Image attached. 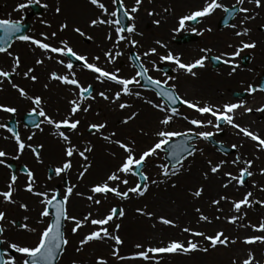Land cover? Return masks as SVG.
<instances>
[{
  "label": "snow or ice",
  "instance_id": "6c2138e0",
  "mask_svg": "<svg viewBox=\"0 0 264 264\" xmlns=\"http://www.w3.org/2000/svg\"><path fill=\"white\" fill-rule=\"evenodd\" d=\"M111 9L106 6L103 0H87L90 6L92 16L87 23L89 29L99 28L105 33L104 39L110 42V46L102 50L103 59L107 64H116L118 58L124 55L121 48L124 47L137 49L141 47L139 41L134 37L143 36L142 32L137 31V18L144 3V0H134L132 6H127L125 0H110ZM148 3H153V0H148ZM245 3L254 5L253 9L245 7ZM32 4L38 5L40 8L47 9L49 5L42 3L41 0H27L26 3H20L15 8V11L20 12L29 8ZM256 9L264 11V0H235L231 6H226L221 0H203L202 5L196 10L190 11L187 15H182L178 19V27L173 29L174 33L186 31L191 25V31L197 36H203L204 32H212L209 27L204 31L198 30L195 25L203 23L207 18L212 17L218 10L226 14L225 26L232 29V34L239 39L236 46L228 44L227 47L232 49L231 52L224 51L219 55L209 56L213 51L212 48H201L203 53L198 59L190 63H185L180 55L174 54L168 50V45L161 40H156L155 47H150L142 54L137 52L128 57L131 65L135 69V74L130 78L122 77L119 74V69L115 71H108L100 67L98 62L101 60V55H94L92 61L89 62L87 55L80 54L74 50L67 39H60L59 46H55L49 41L57 39V32H52L50 35L41 33L40 39L34 36L24 34L23 25L20 20L13 21L11 19H0V56L10 58V71L0 68V85L7 82L11 88L18 93V98L27 101L30 105L26 113L27 124L40 133L45 132V127L48 129V135L56 138L61 145L60 156L61 159L56 167L48 166V179L52 180L54 177L59 178L65 184L63 193L52 190H38L37 179L33 170L26 165L23 168V173L26 176V184L23 191L36 197L40 205L41 211L35 220V224L41 226L37 231L36 227H30L27 221L29 216L25 215L26 223L17 224L16 221H8L7 213L0 210V225L10 223L12 227H19L25 232L33 233L37 237L34 246H28L17 242H10L5 237V228L0 226V264H58L66 253L70 240L65 232L67 225H72L70 234L77 236L84 228L89 225L91 230L82 235L79 239L78 246L75 248L76 253L84 250L85 246L92 245L94 242L112 243L108 244L111 248V254L116 260H131L144 261L145 264H160L161 259L165 256L175 255H190L192 253H209L211 250L218 248H229L230 246L242 243L244 245H264V235L246 236L242 240L233 239L226 235L223 230H217L213 235H208L201 230H194L190 226L180 227L174 219L165 215H159L155 211H149L147 206L144 208H137L136 212L140 217H145L147 220H154L152 227L156 224L163 225L168 229H177L186 234L183 240L170 239L165 245L161 241L160 246L145 247L142 243H137L135 248L139 251L130 256L120 255V248L125 241L119 234L122 228V222L126 218L125 208L119 206H111L106 211L102 212L104 202L110 197H115L119 201H129L133 196L138 198H145L149 193L150 187L155 185L159 187L161 184L170 185L171 188L177 187L176 180L183 172L190 170L192 160L189 158L196 157L197 153L203 155V149L197 148L196 144L199 141L213 142V137L220 135L225 126L234 129L237 136L246 138L254 142L253 147L259 153H264V138H261L258 133L251 131L247 126L237 123L238 118L251 115L253 112L264 113V105L253 109L249 107L246 100L238 99L236 102H225L220 105L211 102L201 103L200 100H190L180 95L177 91L175 81L180 74L184 76L198 78L199 73L196 69H204L208 60L216 64L224 65L227 77L234 78L238 75V70L241 69V64L237 62L239 59H246L242 57V53L246 50H255L257 43L250 39L251 30L245 25L256 18L258 15ZM165 11H168L166 8ZM55 13H61V7H55ZM149 17L157 16L159 13L154 10L147 11ZM237 23H230V20H237ZM46 27H51L46 21H41ZM152 23L160 27L162 25L161 19H154ZM69 28L68 23L59 25V32H64ZM78 37L87 41H93L94 37L87 34L79 26L71 29ZM244 37H249L245 40ZM20 42L23 44L33 46L34 53L39 50V58L35 59L36 66H46V61H53L66 69L65 74H60L57 71H48V83L43 84L44 90H49L50 82H57L59 85L65 87L71 93L73 98L67 100L68 109L65 116L61 119H56L50 115L45 108L44 99L42 95H30L28 91L19 84L13 82L14 76L22 75L24 80L30 81L32 85L39 83V77L34 74V67H27L26 70L22 68L21 57L14 54L12 51L13 43ZM164 49L165 54H160L157 49ZM158 56L162 64L171 65L170 71L164 73L165 79H156L149 75V69L145 66V61L148 57ZM67 59V62L65 59ZM74 62H79L82 70L90 72L93 79L100 85H116L113 94L108 91H96L92 84L84 85L77 78V73L74 70ZM147 63L152 65L153 71H159L156 61L147 60ZM252 71V69H249ZM176 73L177 75H172ZM142 91H151L156 100L142 95ZM95 93V94H94ZM246 96L254 97L256 93H264V86L257 84H247L244 87ZM97 96L100 99L109 102V104L116 105V107L123 112L126 109H131L133 105L127 101H122V97L135 98L137 101H142L143 105L148 106L156 114L157 127L152 132L154 140L146 148L137 152V142L134 138H129L125 141L118 137L115 131H105L108 127L106 122L90 123L87 126L89 135L102 140L111 146L112 151L110 155L119 158V163L115 168L108 170L105 175L96 182H93L87 187V192L78 190L77 183H71L66 178L72 172L73 158L78 156L84 161L80 165V169L76 174L77 181H83L90 175V169L93 167V162L90 160L89 154H94V144L88 141L81 147L78 141H74V137L81 136V119L75 118L80 113H88L92 108L88 101L96 100ZM177 105L183 106L193 112L197 113L199 118H189L188 115L182 114ZM242 110V111H241ZM19 109L16 106H11L6 103H0V113L7 114L9 118L18 114ZM139 116V112L132 111L126 118L120 121L123 125H129L134 122ZM176 119L186 121L191 125L185 131L171 130L172 125ZM213 128L212 131H202L201 129ZM0 130L8 133L3 137L4 141H12L15 155L9 157L8 153L0 150V166L8 168L9 159L19 160L29 150L34 156L37 164H43L41 150L44 144L33 146L26 141H32L36 135L33 131L26 137L22 138L19 131V122L13 126H9L7 122H0ZM141 136H148L143 128L140 129ZM179 141V142H177ZM243 144H232L230 151L234 154L230 163L236 173L232 171H223L225 166L229 163L228 160L222 159L213 162L211 159L206 160L207 171L203 173L205 180L209 179V173L213 178H219V187L225 190L218 193L217 198L210 199L209 206L214 208L216 212H223V203L230 204V211L236 215L224 217L227 224L235 225L237 221H243L247 213L244 209H251L258 205L264 208V200L254 199L253 191H245L243 198L240 200H229L227 191L232 189L246 188L248 178L255 175L252 171L254 160L247 159L240 154V149ZM218 151L227 155V149L223 145L218 146ZM167 154L168 164H155L160 169V176L163 179H152L146 174L145 169L155 160L160 158V154ZM259 159V157H256ZM188 161L186 167L185 162ZM260 175L264 176V169L260 170ZM129 177H135L136 182L134 186H129ZM17 175L10 176L6 190L0 191V204L16 205L25 213L30 211L28 205L23 202H17L15 195L18 192ZM124 185L126 190H121L120 186ZM253 188L257 185L253 183ZM260 192H264V187H259ZM204 187L199 186L191 190L188 195L194 201H199L204 196ZM79 197L88 202L87 214L82 216L71 215L69 205L73 198ZM196 214V222L204 224H212V219L204 213L201 207H194ZM221 216H215V220H221ZM117 221H120L118 223ZM250 227L253 232L264 233V220L259 222L258 226L244 225ZM191 237V238H188ZM199 238V239H196ZM246 257L242 258L239 264H259L256 260L254 251L252 249H245ZM15 254V255H13ZM75 264V262H74ZM95 264H108L103 257H97ZM232 264H237V260L233 259Z\"/></svg>",
  "mask_w": 264,
  "mask_h": 264
},
{
  "label": "rangeland",
  "instance_id": "374dc122",
  "mask_svg": "<svg viewBox=\"0 0 264 264\" xmlns=\"http://www.w3.org/2000/svg\"><path fill=\"white\" fill-rule=\"evenodd\" d=\"M41 0L42 3H47L49 7L47 9L40 8L36 4H32L38 6L41 9V15L37 17L27 18V22L30 24V32H32L31 36H34L37 39H40V34H51L52 32L59 33V25L62 23H68L69 28L64 31L67 33L68 31L71 33V38H77L75 40L76 44H72L71 46L80 54L87 55L89 58V62L92 61V57L94 55H101V60L98 62L100 67L105 68L108 71H115L119 68V62L125 63V58H128V51L131 48H127L121 46L124 55L118 58L116 64H107L102 56V50L106 47L110 46V42L104 39L105 33L101 31L99 28L97 29H89L87 27V23L89 22L90 17L92 16V11L90 10V6L86 4L84 0ZM27 0H0V19H11L13 21L16 20H24V13L26 16L30 13V9L26 8L20 12L15 11V8L20 3H26ZM57 2V4H56ZM103 2L111 9L110 0H103ZM203 0H153V3H148V0H144V3L141 7V10L138 14L137 18V31L142 32L143 36L134 37L137 41L142 45L137 49H132L139 53H143L150 47H155V41L161 40L162 42L168 45V50L172 51L176 55H180L182 57L183 62L190 63L195 59H198L203 53L200 52L201 48H212L213 51L209 53V56L219 55L221 52L228 51L231 52L232 49L227 47L228 44H232L236 46L239 43L240 38L234 37L232 34V29L227 28L226 26L220 27L219 20L224 15L223 12L217 11L212 17L207 18L203 23L196 24L195 27L198 30L204 31L205 29L211 27L212 32L209 33L207 31L204 32L203 36H197L191 31V27L189 25L186 31L174 33L173 29L178 27V19L182 15H187L190 11L196 10L198 7L202 5ZM226 6H231L235 3V0H221ZM61 7V13L57 15L55 13V7L58 5ZM127 6H132L134 4V0H125ZM245 7L252 9L251 4L245 3ZM64 8L66 9L64 13ZM168 11H165V9ZM74 10L77 13H80V17L73 14ZM154 10L159 13L157 16L149 17L147 15V11ZM28 13V14H27ZM70 13L69 15H66ZM71 17L69 22L63 17ZM154 19H161L162 25L160 27L155 26L152 21ZM237 20H231L230 23H237ZM41 21H46L51 27H46L44 23ZM75 26H79L82 30H84L87 34L91 32H100L102 33V45L98 47L96 44V48L90 49L91 45H85L86 41L78 37L71 29ZM219 26V27H218ZM251 30L250 39L257 43V48L255 50H246L245 53H242V57H246L247 62L244 63V59H239L237 62L241 64V69L238 70V75L234 78H229L224 74L226 72L225 66L213 68L209 60L206 62V67L204 69H196L199 73L198 78H192L188 76H184L180 74L178 79L175 81L177 86V91L180 95L184 96L190 100H200L201 103L211 102L216 105L223 104L225 102H236L242 95L243 100L247 101L249 107L255 109L261 105H264V93H256L254 97L246 96L244 93V87L251 83L259 85V79L264 77V16L256 15L254 20L249 21L246 25ZM68 32V33H69ZM62 33V32H61ZM62 33V34H64ZM185 33H192L196 39L193 41L183 43L182 45H177L174 43L175 39L180 35ZM58 39L62 37L57 36ZM243 39L247 40L249 37H244ZM71 40V41H72ZM55 41H49L50 43L55 44ZM59 41V40H58ZM77 43L79 45H77ZM98 43V42H96ZM25 46V47H23ZM93 50V51H92ZM160 54H165L164 49H157ZM12 51L14 54H18L21 57L22 68L26 70L27 67H36L35 59L39 58V50H36L34 53L33 46L31 45H22L20 42L13 43ZM29 57V59H28ZM65 61L67 62L66 58ZM147 60L156 61L157 66L161 65L158 56L148 57L145 61V66L148 67L149 72H154L152 70V65L147 63ZM47 65H55L58 73L61 74L59 70L62 71L60 65L58 67L53 61H46ZM126 64V63H125ZM0 65L1 68L6 70L10 69V58L6 56H0ZM171 69V65L162 64ZM41 68L43 66H40ZM79 68H74L77 74ZM252 69V71H249ZM82 70V69H81ZM85 74H91L85 70H82ZM120 71V70H119ZM124 73V72H123ZM37 75V71L35 69V73ZM156 74V73H154ZM153 75V74H152ZM172 75H177L176 73H172ZM154 76V75H153ZM159 77L161 80L165 79L164 73H157L155 75ZM20 81L23 83V86L29 84L26 80L23 79L22 75ZM125 77V76H124ZM127 78V77H126ZM17 79V76L13 77V81ZM88 78L82 79V84H85V81ZM89 80V79H88ZM26 82V83H25ZM48 83L46 78L39 79V83L36 85H32V89L35 90L34 93L43 92V84ZM87 84H92L94 88H96L98 84L93 78ZM40 86V87H38ZM53 86L50 82V89H53ZM106 86V90L110 91L115 88V85H101ZM40 93V94H41ZM235 95L239 97L236 98ZM242 99V98H241ZM109 106V105H108ZM116 107V105H112ZM145 105H141L143 107ZM137 109L140 112L139 106ZM180 111L182 114L188 115L189 118H199L204 119V117H199L197 113L189 110L183 106H181ZM116 110V109H115ZM117 111V110H116ZM242 111V110H241ZM118 118L113 119L114 125L112 126L113 131H115L118 137L123 138L127 141L129 138H134L137 142V152L141 149L146 148L149 144H151L154 140L152 136V132L157 127L156 114L153 110L150 109V114H145V112L140 115L142 117H137L134 122H131L129 125H123L120 123V119L126 118L129 114V110L126 109L123 112L119 110ZM115 117V115H113ZM105 114H103L102 119L104 120ZM237 123L242 124L243 126H247L251 129V131L258 133L261 138H264V113H256L253 112L251 115L244 116L243 118H238ZM191 125H188L186 121L182 119H176L174 124L172 125L171 130L174 131H185L190 128ZM143 128L145 132L149 133L148 136H141L140 129ZM202 131H212L215 129L209 127L205 129H201ZM214 139L217 143L224 145L228 150L231 149L232 144H243V147L239 150L240 154H242L247 159H253L254 165L252 171L255 175L251 178H248L246 188L240 189H232L230 188L227 191V195L229 200H240L243 198L245 191H253L254 199L264 200L259 197L260 191L259 187L264 186V176L260 175V170L264 169V153L257 152L253 144L254 142L247 140L246 138H241L236 135L234 129H231L227 126L224 127L223 132L218 136H214ZM93 144L96 149H94V154H89L90 160L93 162V167L90 169V175H88L87 179L83 181H75L72 182L70 177H67V180L71 183L78 184V190L87 192V187L90 186L93 182L99 181L105 173L115 168V166L119 163L118 157H113L110 155L112 148L106 142L101 143L100 145H96L97 138H93ZM197 148L203 149L204 154L200 155L197 153L194 160H192L190 170L187 172H183L179 178H174L177 183V187L175 189L171 188L170 185L161 184L159 187L152 185L150 187L149 193L146 194L145 198H138L133 196L129 201H119L115 197H110L106 202H104L101 211H106L111 206H119L125 208L126 218L122 222V228L120 231V235L122 239L125 241L124 245L120 248V255L122 256H130L135 252L139 251L135 248L137 243H142L145 247L148 246H160L161 241L163 244H167L170 239H181L183 240L186 234L182 233L179 228L177 229H168L163 225L156 224V227L153 228L152 224L155 222L154 220H147L145 217H140L136 209L144 208L147 206L149 211H155L157 216L165 215L174 219V221L180 226H190L194 230H201L206 232L208 235H213L217 230H223L226 235L230 236L233 239L242 240L246 236L251 235H264V233L253 232L250 227H244V225H254L258 226L261 220H264V208L259 207L258 205L253 206L251 209H244L243 211L247 213L246 217L243 221H237L235 225H230L226 223L224 217H230L232 215H236L235 213L230 211V204L223 203V212L218 213L216 210L209 206L210 199L217 198L218 193L224 192L222 188L219 187V178H213L209 173V179L205 180L203 178V173L207 171L206 160L211 159L213 162H217L222 159H226L229 163L225 166L223 171H232L234 174L236 173V169H234L230 163L234 154L231 152L228 155H222L218 152L216 148L209 145L205 141L197 142ZM259 157V159H256ZM84 161L81 160L78 156L73 159V174L72 176L75 178L78 170L80 169V165L83 164ZM155 164H166L164 161V153L160 154V158L155 160L154 164H151L148 168L145 169L146 174H148L152 179H163L160 176V169L155 166ZM186 167L188 166V161L185 162ZM6 171V170H5ZM10 176H8L5 172L0 174V191L6 190V184L9 180ZM54 182L61 183L59 178H54ZM129 186H134L136 180L129 177ZM255 183L257 188H253L252 185ZM26 181H21L22 189L25 186ZM38 190H44L43 182L37 183ZM18 186V184H17ZM203 186L204 196L199 201H194L188 195L191 190H194L196 187ZM61 187V185H60ZM121 190H126L124 185L120 186ZM64 188L61 187V193H63ZM236 191V192H232ZM23 193L28 198L20 199L18 198V203L23 202L26 203L30 209L28 213L20 210L16 205H5L0 204V210H3L7 213L8 221H16L17 224H24L26 221L24 220V216H29V220L27 223L30 227H36L37 231L40 230L41 226L35 224V217L38 216V213L42 209V205H40L37 201L36 197L31 196L29 193L23 191ZM261 195V194H260ZM85 205V206H82ZM11 207V208H9ZM194 207H201L206 215L212 219V224H204L196 222V214L194 213ZM69 211L71 215L82 216L83 214H87L88 211V202L83 200L81 202L77 201V197L73 198L70 205ZM220 215L221 220H215V216ZM120 223V221H117ZM5 228V237L10 242H17L20 244L34 246L37 241V237L33 233H28L22 230L19 227H12L10 223H5L3 225ZM72 225H67L65 232L70 240V245L62 257V259L58 262V264H95V259L97 257H103L107 260L108 264H145L144 261H131V260H116L113 258L111 254V248L108 247V243H100L94 242L92 245L85 246L84 250L80 253L75 252V248L78 246L79 239L82 235L86 234L91 230L92 226H88L84 228L77 236H72L70 234V229ZM191 238V237H188ZM199 239V238H196ZM252 249L254 251L256 260L259 261V264H264V245L256 244V245H244L242 243H238L237 245L230 246L229 248H218L216 250H211L209 253H192L190 255H175V256H165L161 259L160 264H232V260L236 259L237 264H239L242 258L246 257L245 249ZM15 255V254H13Z\"/></svg>",
  "mask_w": 264,
  "mask_h": 264
},
{
  "label": "flooded vegetation",
  "instance_id": "af4514ba",
  "mask_svg": "<svg viewBox=\"0 0 264 264\" xmlns=\"http://www.w3.org/2000/svg\"><path fill=\"white\" fill-rule=\"evenodd\" d=\"M57 2L60 3V1H58V0H57ZM57 2H56V4H57ZM59 3H58V5H59ZM65 11H66V9L64 8V13H65ZM75 13L78 17L81 16L80 13H77L76 10H74L73 14H75ZM69 14L70 13H67L66 15H69ZM27 17H30V13L28 14V16L25 15L24 19H26ZM63 18L66 20V18H68V16L63 17ZM70 19H71V17H69L66 21L69 22ZM30 29H31V27H30ZM68 32L67 33L62 32L64 34L59 32L57 34V36L62 37L61 39H67L69 41L70 45H71V43L76 44L74 39H76V40H78V39L74 37L72 40L71 33L70 32L68 33ZM31 34H32V32H30V30H29L27 35H31ZM89 34L94 37V40L93 41L85 40L86 41L85 45H88L87 43H89L91 45L90 49L91 48L97 49V47L95 46L96 44L98 45V47H100L102 45L101 33L100 32H96V33L91 32ZM81 39L83 40V38H81ZM58 40H60V39H58V37H57V41L54 44L55 46H59ZM78 41H80V40H78ZM96 42H98V43H96ZM21 44L25 45L23 43H21ZM77 45H79V44L77 43ZM23 47H25V46H23ZM93 50H95V49H93ZM135 52L137 53V51H135ZM1 67H2V65H0V68ZM75 67L79 68L78 69L79 74H77V78L80 80L81 83H82L83 78L89 79V80L86 79V81H85V84L87 85V83L89 81H91V78H93V75L85 74L81 70L80 65H75ZM60 68L62 69L61 74H65L67 72V70L63 69L61 66H60ZM4 70H6V69H4ZM154 73H156V71H154L152 73L149 72V75H151L153 78L159 79V77L155 76L156 74H154ZM119 74L123 77L125 76L127 78H130L132 75L135 74V72H134V69L132 68V66L130 65V66L121 67ZM20 78L21 77L17 76V79L13 82L19 84L21 87H24L30 95L35 94L34 93L35 90L32 89V85H30V81L26 80V82H29V84H26V86H23V83L20 81L22 78L21 79ZM51 84L54 85L53 89L49 88V90H47V91L44 90L42 93L37 90V93L39 95H42V97L44 99L45 108L49 112V114L54 116L56 119H61L63 116L66 115L67 109L69 107L67 104V100L71 99L73 97L71 96V93L65 89L64 86L59 85L55 81L51 82ZM117 87L118 86L115 85V88L113 90L108 91V90H106V86L104 87V86L100 85V86H97L95 89L97 92L98 91H108V93L111 95V94H113L114 90L117 89ZM141 94L145 95V96H149L153 100L156 99L155 96L149 91H142ZM122 101H127L133 105V107L131 109H128L129 113H131L132 111L139 112V110L137 109L138 106L140 108V112H139V113H141L140 115H142L144 112H145V114L148 113L146 111H150V108L148 106L141 107V105H143V102L137 101V100H135V98L122 97ZM0 103H6V104H9L11 106H16L19 109L18 114L14 117H11V118H9V116L7 114L0 113V122H7L9 124V126H13L19 122V131L21 133L22 138H24L25 140H26V137L28 135H30L33 131L36 132L34 139L32 141H26L27 143L32 144L33 146H37L41 143L44 144V148L41 150L42 159L44 160L43 164H37L32 153L26 149L25 153L20 157L19 160L9 159L7 161V163L10 161L14 162V164H15L14 170H12L10 167L4 168V167L0 166V174L5 172L8 176L15 174L18 177V179H17L18 186L17 187L19 190H18L17 194L15 195V198H16V196L20 199L28 198L23 193V189L21 186V181L22 180L26 181V179H27L23 173V170H22V168H24L25 165L29 169L34 171L36 179H37V183H39L40 181L43 182L44 190L50 191L52 189H55L56 191L61 193L60 185H62L63 182H61V183L54 182L55 177L52 180L48 179V166H51L53 168L56 167L58 165L60 159H61V156H60L61 145L57 142L56 138L48 135L47 127H45L44 133H40L38 130L31 128L27 124V120H25V116H26L27 111L29 110L30 105L27 101L20 100L18 98V93H16L11 88V86L9 84H7V82L0 85ZM87 103H90L92 105V108L90 109V111L88 113H80V114H78L77 117H74V119L80 118L81 122H82L81 123V136L74 137V141H78L79 145L81 147H83V145L86 144L88 141L94 142L93 138H95V137L89 135L87 132V126L90 123L106 122L108 127L104 131H105V134H107L108 132H112V130H113L112 126L114 125V122H115V121H113V119L114 118L117 119L118 113H120L119 109L117 107H113L112 104H111V106H108L109 102L100 99L99 96H97L96 100L88 101ZM103 114H105V118H104V120L100 121V119H102V117H103ZM113 115H115V117H113ZM142 116L144 117V115H142ZM142 116H140V117H142ZM5 135H8V133L4 132L3 130H0V150L6 151L9 155V157H11V156L15 155L13 142L12 141H4L3 137ZM99 141L101 143H104V141L97 139L95 144L98 146L101 144ZM94 149H96V148L94 147ZM76 157H74L73 159H75ZM72 174H73V170H72L71 174L69 175L71 181L72 182L77 181L76 177L74 178L72 176ZM129 184H130V182H129ZM18 198H16L17 201H18ZM11 206H15V205H11ZM9 208H11V207H9Z\"/></svg>",
  "mask_w": 264,
  "mask_h": 264
},
{
  "label": "bare ground",
  "instance_id": "6f19581e",
  "mask_svg": "<svg viewBox=\"0 0 264 264\" xmlns=\"http://www.w3.org/2000/svg\"><path fill=\"white\" fill-rule=\"evenodd\" d=\"M84 1L87 4V0H84ZM251 6H252L251 8L253 9L254 8V5H251ZM255 12H257L258 15L264 16V11H261L260 9H256ZM28 59H29V57H28ZM35 69L37 71V76L39 77V79L47 78L48 71L56 70V68H55L54 65H52V66L46 65V66H43L42 68L40 66H36ZM38 87H40V86H38ZM146 112H148L146 114H148V115L150 114V111H146ZM261 187H264V186H261ZM232 192H236V191H232ZM260 194H259V197H261L262 199H264V192H260ZM37 217L38 216H36L35 219Z\"/></svg>",
  "mask_w": 264,
  "mask_h": 264
},
{
  "label": "water",
  "instance_id": "95a60500",
  "mask_svg": "<svg viewBox=\"0 0 264 264\" xmlns=\"http://www.w3.org/2000/svg\"><path fill=\"white\" fill-rule=\"evenodd\" d=\"M225 19H226V15H225V17L221 20V22H220V27H223V26H225ZM231 21V20H230ZM229 21V22H230ZM25 29H23V31H24ZM194 40V38H192L190 35H186V36H183V37H181L179 40H177L176 42H178V43H187V42H190V41H193ZM211 61V60H210ZM212 63H213V66L214 67H217L219 64H216V63H214L213 61H211ZM244 63H246L247 62V60L246 59H244V61H243ZM261 86H264V78L262 79V81H261ZM235 97H237V95H235ZM177 142H179V141H177ZM217 147L218 146H220V145H216ZM223 148L224 149H227V148H225L224 146H223ZM228 150V149H227ZM231 153V151L229 150L228 151V154H230ZM227 154V155H228ZM166 160L168 161V158H167V155H166Z\"/></svg>",
  "mask_w": 264,
  "mask_h": 264
}]
</instances>
